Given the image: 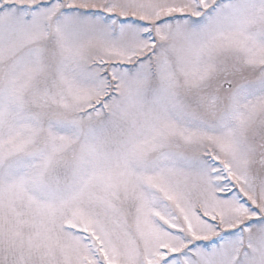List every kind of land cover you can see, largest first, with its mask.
<instances>
[{
  "label": "snow or ice",
  "instance_id": "1",
  "mask_svg": "<svg viewBox=\"0 0 264 264\" xmlns=\"http://www.w3.org/2000/svg\"><path fill=\"white\" fill-rule=\"evenodd\" d=\"M0 264H264V0H0Z\"/></svg>",
  "mask_w": 264,
  "mask_h": 264
}]
</instances>
